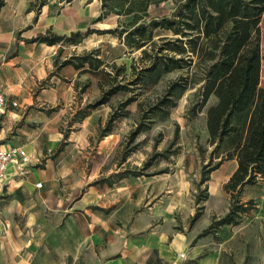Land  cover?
I'll return each mask as SVG.
<instances>
[{"label":"crops","instance_id":"1","mask_svg":"<svg viewBox=\"0 0 264 264\" xmlns=\"http://www.w3.org/2000/svg\"><path fill=\"white\" fill-rule=\"evenodd\" d=\"M32 1L0 0V90L6 98L0 142L23 146L30 156L23 172L10 163L0 184V264H225L226 224L202 232L220 216L237 159L212 170L201 185L208 197L199 203L193 163L163 176L118 175L128 156L116 169H103L100 157L118 137H95L98 116L88 112L67 135L60 129L80 87H99L106 78L107 67L91 72L60 65L80 53L76 48L95 33L88 28H99L101 0H48L40 7ZM78 30L84 34L78 43L38 38Z\"/></svg>","mask_w":264,"mask_h":264},{"label":"trees","instance_id":"2","mask_svg":"<svg viewBox=\"0 0 264 264\" xmlns=\"http://www.w3.org/2000/svg\"><path fill=\"white\" fill-rule=\"evenodd\" d=\"M163 1L166 0H101V13L96 20L101 21L112 13L131 15V19L113 28H88L87 33H117L130 47L141 48V58L146 63L136 66L133 60L131 73L128 74L125 64L113 62L115 70H106V78L99 84L101 95L89 102L86 108L106 103L119 91H129L132 93L120 102L125 108L138 100L136 86L144 81L157 82L165 73L175 69H186L187 73L172 80L164 94L149 108L164 110L165 105H175V91L187 86H197L202 104L211 96L215 98L206 111L208 141L213 148L208 161L202 166L197 186L200 188L206 183L212 170L224 160L235 157L238 165L224 184L230 196L229 209L224 215L213 216L210 226L202 232L205 234L224 224H237L241 214L252 209L255 203L253 199L241 201L243 188L264 179V88L260 85L264 0H173L174 6L169 14L152 16L150 6ZM47 2L33 0L31 4L40 7ZM156 28L170 31L171 35L155 39ZM72 36L50 31L38 38L50 44L61 40L78 43L84 38L80 30ZM69 63L78 68L84 67V71L95 72L105 67L107 62L101 49L95 48L73 54L63 59L60 65ZM139 104L142 106V101ZM85 111L78 117L79 121L86 116ZM123 112L117 107L114 109L100 128L98 138L112 132L115 120ZM148 127L139 122L130 132L131 139ZM176 138L174 136L172 142H176ZM167 150L154 151L141 167L125 168L118 175L146 173L153 160L166 156ZM128 155L129 152H126L123 160ZM167 170L168 167H165L156 173ZM204 190L205 194L196 195L197 203L207 199V185ZM201 208L198 206L193 220L199 216Z\"/></svg>","mask_w":264,"mask_h":264},{"label":"rangeland","instance_id":"3","mask_svg":"<svg viewBox=\"0 0 264 264\" xmlns=\"http://www.w3.org/2000/svg\"><path fill=\"white\" fill-rule=\"evenodd\" d=\"M173 6V0H166L158 5L152 4L149 11L152 16L169 14ZM130 19L131 15L119 16L112 13L99 22V28H113ZM261 32L264 77V13ZM162 35H171V32L160 28L154 30L155 39ZM95 48L101 49L102 56L107 62L105 67L111 71L115 70L113 62L117 65L125 64V72L128 74L131 73L133 60H135L136 66L146 63L141 58V48L130 47L120 39L117 33L95 32L87 36L76 49L82 53ZM70 49L67 48V51ZM186 73V69H175L165 73L157 82L144 81L135 87L139 93L138 100L132 101L125 108L121 107L120 102L132 92L119 91L113 94L106 103L87 109L86 105L95 101L101 95L102 90L100 86L89 87L87 90L85 87H80L79 90L82 94L78 91L75 97H72L61 121L60 129L66 132L77 127L80 122L78 117L86 110L87 113L93 112L94 116H98L99 125L95 134V137L98 138L100 128L105 125L108 117L117 107L118 111H124L113 124L112 132L117 134L118 140L112 145L108 154L100 157L103 169H116L123 161L126 152H129V161L122 168H139L154 151L168 149L166 156L161 155L155 158L145 172L155 174L165 167H168V172L171 170L180 172L185 169V166H190L193 163V172L196 173V178L199 180L202 166L208 161L213 148L209 145L207 136L206 111L207 107L215 102V98L211 96L205 104H202L201 93L196 91L197 86H187L175 91L173 96L176 100L175 105H165L164 110L149 108L157 101L158 97L164 94L172 80ZM139 101H142V106ZM146 114L148 117L145 116ZM139 122L149 125V127L141 130L134 139H131L130 132ZM174 136H177L176 142H172ZM159 173L162 176L165 175L163 172ZM114 175L116 176V174ZM196 187V195L205 194L206 190L204 187L199 188L197 182ZM250 199L254 200V207L248 212L242 213L237 224H226L222 233L221 244L225 249V264H264V179L243 188L241 201L247 202ZM229 205L230 196L227 192V198L221 200L220 215H224L228 211Z\"/></svg>","mask_w":264,"mask_h":264},{"label":"built area","instance_id":"4","mask_svg":"<svg viewBox=\"0 0 264 264\" xmlns=\"http://www.w3.org/2000/svg\"><path fill=\"white\" fill-rule=\"evenodd\" d=\"M13 104H16L14 102ZM6 108V98L0 90V115ZM30 161V156L27 150L20 145H7L0 142V184L5 177L8 166L12 162L17 163V167L23 172L24 165ZM38 186H42V182L37 183Z\"/></svg>","mask_w":264,"mask_h":264}]
</instances>
